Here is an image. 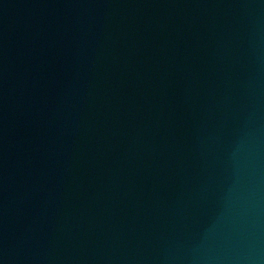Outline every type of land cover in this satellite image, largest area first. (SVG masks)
<instances>
[{"label": "water", "instance_id": "water-1", "mask_svg": "<svg viewBox=\"0 0 264 264\" xmlns=\"http://www.w3.org/2000/svg\"><path fill=\"white\" fill-rule=\"evenodd\" d=\"M0 264H264V0H0Z\"/></svg>", "mask_w": 264, "mask_h": 264}]
</instances>
